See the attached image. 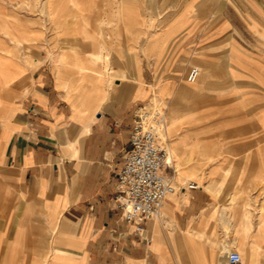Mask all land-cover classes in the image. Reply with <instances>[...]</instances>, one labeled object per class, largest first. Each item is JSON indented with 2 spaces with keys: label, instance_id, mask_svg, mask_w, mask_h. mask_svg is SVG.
<instances>
[{
  "label": "crops",
  "instance_id": "0c3cea01",
  "mask_svg": "<svg viewBox=\"0 0 264 264\" xmlns=\"http://www.w3.org/2000/svg\"><path fill=\"white\" fill-rule=\"evenodd\" d=\"M152 100L175 189L137 230ZM0 264H264V0H0Z\"/></svg>",
  "mask_w": 264,
  "mask_h": 264
},
{
  "label": "built area",
  "instance_id": "2783aa9c",
  "mask_svg": "<svg viewBox=\"0 0 264 264\" xmlns=\"http://www.w3.org/2000/svg\"><path fill=\"white\" fill-rule=\"evenodd\" d=\"M197 74L198 68L192 66L186 79L194 80ZM163 123V108L154 100L136 108L129 145L114 177L115 204L125 221L133 223L137 230L141 229L144 220L160 212L165 197L175 189L161 170V166L169 161L168 149L161 139ZM188 185L195 186V183ZM228 261L240 262V253L230 251Z\"/></svg>",
  "mask_w": 264,
  "mask_h": 264
},
{
  "label": "rangeland",
  "instance_id": "374dc122",
  "mask_svg": "<svg viewBox=\"0 0 264 264\" xmlns=\"http://www.w3.org/2000/svg\"><path fill=\"white\" fill-rule=\"evenodd\" d=\"M164 138V137H163Z\"/></svg>",
  "mask_w": 264,
  "mask_h": 264
}]
</instances>
